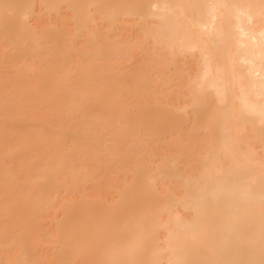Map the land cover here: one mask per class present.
Returning a JSON list of instances; mask_svg holds the SVG:
<instances>
[{
    "label": "bare ground",
    "instance_id": "bare-ground-1",
    "mask_svg": "<svg viewBox=\"0 0 264 264\" xmlns=\"http://www.w3.org/2000/svg\"><path fill=\"white\" fill-rule=\"evenodd\" d=\"M0 264H264V0H0Z\"/></svg>",
    "mask_w": 264,
    "mask_h": 264
}]
</instances>
